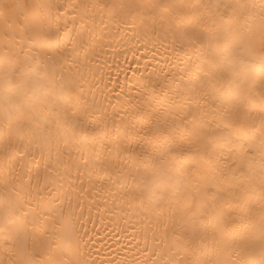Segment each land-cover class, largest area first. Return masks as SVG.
Instances as JSON below:
<instances>
[{"label": "bare ground", "instance_id": "1", "mask_svg": "<svg viewBox=\"0 0 264 264\" xmlns=\"http://www.w3.org/2000/svg\"><path fill=\"white\" fill-rule=\"evenodd\" d=\"M260 2L0 0V236L14 237L0 264L249 258L264 233V184L234 179L241 149L224 137L258 144L264 97L245 93L234 109L227 71L208 83L196 68L209 47L226 55L225 37L259 34V14L242 6ZM50 44L55 86L42 87L17 69L32 57L42 68ZM145 175L169 186L155 202L137 194ZM204 191L208 212L178 247L173 229L189 227Z\"/></svg>", "mask_w": 264, "mask_h": 264}, {"label": "snow or ice", "instance_id": "2", "mask_svg": "<svg viewBox=\"0 0 264 264\" xmlns=\"http://www.w3.org/2000/svg\"><path fill=\"white\" fill-rule=\"evenodd\" d=\"M240 5H234L232 3H225L223 5L226 9H232L239 7ZM156 7V6H153ZM210 8L219 9L220 4H213ZM245 9L255 10L252 14H259L261 18V26L258 35L249 34L246 40L235 42L230 41L225 37V44L223 51L226 55L221 57V49L219 47H209L205 54V59L202 64L197 65L196 71L203 72L204 77H208V83H211V78L221 77L223 78L224 71L228 73V82L230 91H234L237 103L231 105L234 109H239L241 106V97L245 93L256 92L257 95L264 97V0H261L259 4L252 3L243 5ZM218 39V38H217ZM59 51L58 45L50 44L43 52V55L48 56L49 60L43 67H38L39 60L37 57L30 58L35 63H23L18 67V71L21 76L31 75L38 76V83L41 86L51 84L55 86V77L57 75L58 63L52 60V52ZM227 65V67H225ZM223 70V71H222ZM201 79V77H197ZM63 88V84H61ZM213 101H220L223 104V100L218 96H212ZM217 110H223L218 106ZM262 114L259 118V124L262 132V137L258 144L249 143L245 147L244 143L237 139L233 140L231 136H225L224 140L228 145H237L240 149L239 156V175L234 179H240L248 176L249 174H255L259 177L260 183L264 184V109L261 110ZM233 113L225 111V116L221 118V122H225L227 126V117L232 116ZM251 150V151H250ZM258 156V159H257ZM231 171V170H229ZM137 194L142 200H148L149 202H155L157 197H162L168 191L169 186L164 182L154 178L152 175H145L140 178V182L135 185ZM200 192V189H197ZM208 192L201 193V199L194 202L193 209L190 216L187 219L191 222L189 227L185 228L184 225H176L173 231L176 233L177 246L179 247V241L181 238L186 239L187 242H191V236L183 237L184 232H192L194 234V225L198 218L208 212L207 197ZM215 215V214H213ZM2 219V218H0ZM201 226L203 221L200 220ZM179 229V231H177ZM5 231H7L5 229ZM6 242H13L14 237L11 235L0 236V246H4ZM13 244L9 243L8 247H12ZM173 264H184L182 260H173ZM223 264H228L224 261ZM242 264H264V233H262L259 244L254 247L250 253L249 258L244 260Z\"/></svg>", "mask_w": 264, "mask_h": 264}]
</instances>
